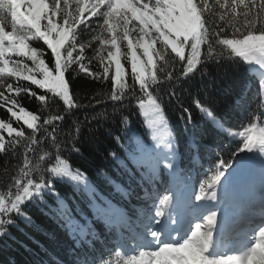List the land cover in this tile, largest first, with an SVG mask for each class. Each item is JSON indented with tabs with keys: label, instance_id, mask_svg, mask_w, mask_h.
I'll return each mask as SVG.
<instances>
[{
	"label": "trees",
	"instance_id": "obj_1",
	"mask_svg": "<svg viewBox=\"0 0 264 264\" xmlns=\"http://www.w3.org/2000/svg\"><path fill=\"white\" fill-rule=\"evenodd\" d=\"M44 2L51 4V0ZM76 2L69 0V11H74ZM227 2L229 0H221L225 4V7H221L216 0H207L211 11L205 9V17L211 15L217 23H221L220 15L230 12ZM259 2L257 0L252 8L250 16L253 20L257 19ZM26 3L27 0H24L22 5L25 9ZM79 3L85 7L91 0H79ZM244 11H247L244 6L236 9L235 19L238 22H246L242 15ZM81 16L90 24V28L78 26L76 37L77 49L81 43L85 45L82 62L86 71H80V65L73 64L65 72L70 95L75 103L82 105L72 109L71 113L65 112L63 101L54 93L24 79L29 74L41 78L30 59L6 53L10 61L8 68H15L17 61L27 67L19 76H9L7 69L0 74V92L10 97L8 103L0 100V123L10 124L15 131L22 130L27 137L32 130L27 128L23 119L17 120L8 111L9 107L17 116L26 117L23 116L26 114L28 119L38 117L34 121L38 127L45 119L63 115V121L54 120L53 124H58L63 133L76 135L75 147L79 151H65L61 159L67 161L71 171H78L84 179L74 182L69 177H53L54 191L45 193L42 201L30 204L25 209L26 217L14 216L15 225L4 226L8 235L0 239V264H101L102 260H108L110 264H123L124 258L136 244L130 227H135L139 219L147 217L150 204L160 194L175 187L177 176L191 175L194 189H199L200 183L207 180V172L220 158L228 160L230 165L233 163L240 141L238 136L235 139L233 136L242 130L241 125L246 127L253 122L264 126L261 125V120H264V65L245 61L235 54L220 60L205 61L187 77L180 75L181 68L177 64L175 69H168L173 72L171 81L164 80V74L157 71V76L163 82L153 85L150 90L159 97L162 122L155 125L152 121L160 117L151 112L146 114V110L140 108L138 99L128 96L121 101H112L109 97L115 91L111 80L114 76L113 64L108 78L97 79L91 75L102 74L108 62V58L105 60L108 45L93 39L92 30H96V37L107 36L102 29H97V25L102 24V18L89 17L86 11ZM259 18L264 19V10H259ZM54 19L63 25V13H58ZM45 22L42 20L41 24ZM256 26L259 27V24ZM11 27L9 18L5 30L11 31ZM107 39L110 40L111 36H107ZM90 40L91 44L88 43ZM117 41L122 52L120 59L124 61L123 55L128 56L127 41ZM28 43L37 50L46 67L50 70L54 68L55 59L42 40L32 39ZM155 47L159 48V43ZM205 48L201 46L202 52ZM73 54L76 55V52ZM154 63L159 68L163 61L154 58ZM126 65L123 82L134 86L137 97H142L139 83L132 77L131 65ZM0 67L4 66L0 63ZM29 69L33 71L30 73ZM8 84L14 86L13 91L7 90ZM16 88L20 91L17 92ZM33 92L35 96L31 95ZM41 95L46 96V102L38 99ZM12 100L17 103L12 105ZM21 108L24 111H20ZM201 108L211 111L217 122H213ZM184 109H188V112ZM100 113L103 115H98ZM76 124L80 125L78 133L75 131ZM52 126L45 127L51 130ZM0 131L6 146V149H0V193H3L10 189L13 178L22 177L25 159H35V153L25 151L24 140L8 147L9 142L16 139L15 131L12 134L6 129ZM36 135L42 137L43 132ZM153 136L157 139L154 140ZM158 140L172 147L158 144ZM145 161H150L152 166L149 167ZM158 161H178V167L175 171L166 172ZM55 165L53 158L49 166ZM32 178L38 179V176L33 173ZM61 201L65 206L63 209ZM94 204L100 208L110 205L111 214L99 213ZM62 211L65 215L70 214L80 225H85L87 235H81L79 228L75 231L70 229L61 215ZM138 228L141 229L140 224Z\"/></svg>",
	"mask_w": 264,
	"mask_h": 264
},
{
	"label": "snow or ice",
	"instance_id": "obj_2",
	"mask_svg": "<svg viewBox=\"0 0 264 264\" xmlns=\"http://www.w3.org/2000/svg\"><path fill=\"white\" fill-rule=\"evenodd\" d=\"M150 3L151 7H149ZM216 3L225 7L221 0H216ZM256 3L257 0H247V2L246 0H229L226 6L230 12L221 14L219 17L221 23H217L211 15L205 17V9H208L207 0H200L199 3L196 0H154V3L152 0L144 3L140 0H91V3L85 7H81L77 0L74 11L68 10L69 0H51L50 5L44 0H27L26 9L22 7L24 0H0V62L4 64V67H0V74L7 69L9 76H19L23 68L27 67L17 61L15 68H8L10 61L6 57V52L27 57L33 62L35 71L39 72L41 78L37 79L35 75L29 74L24 76L25 80L54 93L63 101L67 113H71L74 108L82 107L75 103L70 95L69 84L65 81V72L73 64H79L80 71H86V66L82 62L85 45L81 43L77 49L76 39L78 26L84 25L90 28L89 21L81 16V13L86 11L89 17H101L102 24H98L97 29H102L107 36H111L110 41L106 35L96 37V30H92L93 39H98L101 43L107 42L111 48L117 49L116 52L109 49L108 64L104 66L103 73H91V75H95L97 79L108 78L114 62L115 75L111 77V80L115 91L109 98L112 101H121L128 96L138 99L140 108L145 109L146 114L151 112L160 117L159 120L152 121L155 125L162 122L159 97L154 96L150 90L153 85L163 82L157 76V71L164 74V80L171 81L173 72L168 69H175L177 64L181 68L180 75L187 77L198 70L197 65L205 61L230 57L233 54L245 61L264 65V19L259 18V10H264V0H260L257 19L253 20L250 14ZM241 6L247 9L242 13L246 22H238L235 19L236 9ZM58 13H63V25L55 22L54 18ZM9 18L12 27L11 31H6V22ZM42 20L46 21L43 25ZM130 24L132 27H129ZM257 24L259 27L256 26ZM229 31L231 38H229ZM134 32L139 34L135 45L131 38ZM145 37L148 38L147 41ZM32 39L42 40L51 50L55 59L54 68L50 70L46 67L45 61L38 56L37 50L30 47L28 41ZM118 39L127 41L132 77L134 81H138L142 97H137L134 86L123 82ZM88 43L91 44V40ZM156 43H159V48L155 47ZM202 45L206 46L203 52ZM136 48L142 49L143 56L147 58L143 61L144 66L140 68H138ZM74 52L76 55L73 54ZM42 55L41 52L40 56ZM154 58L157 61H163L159 68L154 63ZM100 59L103 60L104 57ZM32 71L29 69L30 73ZM13 87L8 84L7 90L13 91ZM16 91L19 92L20 89L16 88ZM31 95L35 96L36 93L33 92ZM9 99L10 97L0 92V100L8 103ZM38 99L46 102L45 95L39 96ZM16 103L15 100L11 101L12 105ZM197 106L200 107L199 104ZM200 110L213 122H217L215 115L207 108ZM8 111L12 112L17 120L23 119L27 128L32 130L25 137L22 130L15 131L10 124L0 123V129H6L9 134L15 131L16 139L10 141L8 147L24 140L25 151L35 153V159L26 158L22 177L13 178L10 189L0 193V237L8 235L4 230L5 225H15L14 216L26 217L25 209L30 204L42 201L45 193L54 191L53 177H69L74 182H81L84 179L78 171L76 173L71 171L67 161L61 159V154L65 151H79L75 147L76 135L72 132L63 133L58 124H53L54 120L63 121L65 118L63 115L45 119L38 127L34 122L38 117L33 116L28 119L17 116L12 107H9ZM20 111L24 109L21 108ZM184 111L188 112V109ZM98 115L102 116L103 113ZM124 119L127 121V117ZM46 125L53 126L49 130L45 127ZM261 125H264V120H261ZM241 129L233 136V139L237 136L240 138L237 149L238 152L245 154L238 159L237 168L245 164L258 163L264 171V126L249 122L246 127L241 125ZM79 130L80 125L76 124V133ZM38 132H43V136L37 137ZM153 139L157 137L153 136ZM157 143L172 147L163 140H158ZM0 149H6L3 138H0ZM249 153L254 155L249 156ZM53 158L56 160V165L49 166ZM145 163L149 167L152 166L150 161ZM167 166L173 167L171 163ZM229 167H231L229 161L223 158L214 164L210 178L200 183L199 194L195 195V200L202 203L193 204L191 195H185L183 198L176 197V203L172 204L174 216L166 213L174 197L164 195L159 201L155 215L150 217L149 223L145 225L146 235L151 237L148 241V249L138 246V252L134 251L126 256L123 264H264V220L248 229V232L252 233L250 240L247 239L248 232H244V241H237L230 246L229 235L226 233L229 221L225 213L230 203L232 190L231 180L225 178V172ZM236 170L233 169L228 174L229 177ZM33 173L38 176V179L32 178ZM218 188L221 190L219 196ZM208 201L217 203L209 204ZM64 207L61 201V209ZM94 207L104 215L112 212L110 205L107 208H100L94 204ZM215 209H220L225 214L218 216ZM61 215L70 229L75 231L79 228L81 235H87L85 225H80L70 214L65 215L63 211ZM230 251L238 254L230 255ZM101 264H110V262L102 260Z\"/></svg>",
	"mask_w": 264,
	"mask_h": 264
},
{
	"label": "rangeland",
	"instance_id": "obj_3",
	"mask_svg": "<svg viewBox=\"0 0 264 264\" xmlns=\"http://www.w3.org/2000/svg\"><path fill=\"white\" fill-rule=\"evenodd\" d=\"M135 33V32H134ZM132 34V41H133V43H134V45H135V43H136V40H137V38H138V33H135V34ZM147 37H145V41H147ZM110 41V40H109ZM118 42V41H117ZM106 45H108V51H109V49H111V51H115L116 52V48H111V45L109 44V43H105ZM118 44V43H117ZM136 52H137V56H138V68H140V67H142V66H144L143 65V61H145L147 58L146 57H144L143 56V54H142V50H141V54L139 53V51L136 49ZM121 51L119 50V59H120V57H121ZM128 56H125L126 54H124L123 56L125 57L123 60L126 62V63H130V65H131V60H130V57H129V50H128ZM107 58H108V53H107V56L105 57V60H107ZM124 61H122L121 59H120V63H121V67H122V69H123V75L125 74V72H126V70H127V65H126V63H124ZM1 63H3V62H1ZM107 64H108V62H107ZM113 66H114V75H115V63L113 62ZM132 69V68H131ZM23 116H26V117H28V115H26V114H24ZM0 138H3V142H4V136H3V134H2V132L0 131ZM254 155V154H253ZM159 164L163 167V169L164 170H168V171H170L171 169H175L176 168V165H177V162H174L172 165H173V167H171V168H169L167 165L169 164L168 162H165V161H159ZM213 168V167H212ZM212 168L208 171V173H207V178L209 179L210 178V176H211V174H212ZM206 178V179H207ZM225 178H227V174H226V172H225ZM246 178V177H245ZM177 181H178V183H179V185L177 184L176 186V188H174L172 191H171V193H170V196L171 197H174V204L176 203V197H180V198H183L185 195H191V197H192V203L193 204H200V203H202L201 201H196L195 200V194H199V191L200 190H198L197 191V193H195V194H193L192 195V188H191V184H192V181H191V178L190 177H185V176H179L178 178H177ZM246 182L244 183V184H242L241 186H239V187H233L232 186V190L231 191H235L236 192V190L237 189H239V188H243V185H248V184H252V183H257V186L259 187L260 185H262L263 187H264V171H262V169H261V167H260V165L258 164V163H256V164H254V166H253V168L251 169V171L247 174V179L245 180ZM259 184V185H258ZM209 191H211V190H209ZM217 194H218V196L219 195H221V193H219L218 191H217ZM256 202V199H254V202H252V203H248V204H251L250 205V210H251V212L252 213H255L256 212V210H255V208L253 207V205H254V203ZM208 203L209 204H215V203H217L216 201H208ZM230 204V203H229ZM157 209H155V208H153L152 209V212H151V215H150V217H153L154 215H155V211H156ZM150 217H149V219H150ZM141 221H144L143 219L141 220ZM146 221V220H145ZM193 227H194V225H193ZM143 229H144V227H143ZM143 229H141L139 232H138V234L140 235L137 239H136V244L137 245H139V247H143V248H145V249H148V247H149V245H148V241H150L151 240V237L150 236H147L146 235V232H145V230H143ZM190 234V233H189ZM244 236V235H243ZM252 238V233L251 232H249L248 233V236H247V239H251ZM139 247H137L138 248V250H139ZM138 250L136 249L135 251L136 252H138ZM132 252H134V250H132L131 251V253ZM238 254V253H237ZM128 255H130V254H128ZM128 255H126V256H128Z\"/></svg>",
	"mask_w": 264,
	"mask_h": 264
},
{
	"label": "bare ground",
	"instance_id": "obj_4",
	"mask_svg": "<svg viewBox=\"0 0 264 264\" xmlns=\"http://www.w3.org/2000/svg\"><path fill=\"white\" fill-rule=\"evenodd\" d=\"M259 188L261 190V193L254 195V198L257 201H256V203H254V206H253L258 213H255L256 214L255 216H249L246 219H242V218L240 219V222L244 225L242 227L243 232H242L241 235H243L244 232H248V229L249 228L253 227L256 224H259L262 220H264V207H262V204H264V187L262 185H260ZM240 204H241V201L238 202V204L236 205V210H237V215L236 216H239L240 213H241V211H240ZM167 210L168 211H171L169 207H168ZM233 234H234V232L233 233H230L229 236L230 235H233ZM237 241L243 242L244 239L243 238H240V236H239L238 239H234V244Z\"/></svg>",
	"mask_w": 264,
	"mask_h": 264
},
{
	"label": "water",
	"instance_id": "obj_5",
	"mask_svg": "<svg viewBox=\"0 0 264 264\" xmlns=\"http://www.w3.org/2000/svg\"><path fill=\"white\" fill-rule=\"evenodd\" d=\"M244 155H245L244 153H241L240 156L238 157V159H240ZM248 155L250 156V153ZM238 159H237V161H238ZM237 161L235 163V166L227 171V173L229 174L230 172L233 171V169H237L236 172L231 176V178H233V179H238V178L242 177L245 174V172H247L248 166H249V164H245L244 166L237 168ZM0 239H1V237H0Z\"/></svg>",
	"mask_w": 264,
	"mask_h": 264
}]
</instances>
